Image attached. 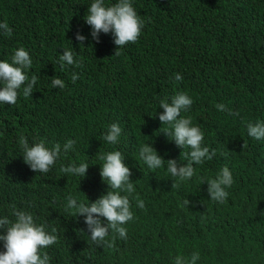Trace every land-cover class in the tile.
<instances>
[{
	"label": "trees",
	"instance_id": "obj_1",
	"mask_svg": "<svg viewBox=\"0 0 264 264\" xmlns=\"http://www.w3.org/2000/svg\"><path fill=\"white\" fill-rule=\"evenodd\" d=\"M93 2L0 0V22L13 30L11 37L0 32V61L11 63L23 47L32 60L26 74L37 77L31 96L24 98L21 88L15 105L0 103V218L14 220L15 205L46 231L55 227L57 243L41 250L50 264H174L176 256L194 252L197 264H264V139L247 134L248 123L264 122V0H130L144 26L119 55L111 33H100L99 42L91 36L85 17ZM116 2L104 0L105 6ZM77 32L86 38L83 45ZM64 50L82 67L61 69ZM53 77L65 87L53 88ZM180 92L193 100L181 117L191 118L204 134L202 146L216 151L212 160L193 165L185 181L167 173V161L187 164L190 149L178 148L158 118L160 101L171 103ZM219 103L239 115L218 111ZM113 123L122 129L115 145L103 139ZM21 136L30 145H61L48 173L24 162ZM69 139L76 143L65 154ZM145 144L164 159L162 167L149 169L140 159ZM113 151L132 173L133 220L123 225L126 240L110 230L96 246L85 218L65 206L70 195L88 204L112 190L100 175L99 155ZM82 163L89 165L84 177L60 172ZM225 166L234 182L220 204L210 200L206 181Z\"/></svg>",
	"mask_w": 264,
	"mask_h": 264
},
{
	"label": "clouds",
	"instance_id": "obj_2",
	"mask_svg": "<svg viewBox=\"0 0 264 264\" xmlns=\"http://www.w3.org/2000/svg\"><path fill=\"white\" fill-rule=\"evenodd\" d=\"M88 15L85 17V23L91 27V36L99 42L100 33H111L113 42L117 47L115 55H119L118 49L128 43H136L144 26V21L138 16L130 0H118L111 6H105L104 0H94L88 7ZM0 32L6 37L13 34L12 28L6 22H0ZM85 36L77 32L76 40L83 45ZM58 63L61 69L65 66L75 65L82 67V62L74 59V54L70 50H64L59 56ZM32 66V60L29 53L23 48L15 50L11 57V63L0 61V103L15 105L18 99L19 90L22 88L24 98L31 96L33 87L37 83V77L33 75L29 79L26 70ZM176 81H181L182 76L174 74ZM78 75L73 73L72 82L75 83ZM53 88L63 89L64 81L53 77L51 81ZM193 104V100L187 93L180 92L176 94L171 103L165 100L160 101L159 108L163 112L158 118L162 125H168L163 132L171 141L175 142L178 148H189L190 152L185 154L187 164H178L176 160L167 161V173L179 181L190 179L194 175L193 165H203L205 161H210L216 155V151L209 150L202 146L204 134L197 126H192L191 118L181 117V112H188ZM218 111L227 112L228 115H239L233 113L223 103L215 106ZM121 127L113 123L109 126L107 133L103 136L105 142L117 144L121 135ZM248 136L261 140L264 139V122L247 124ZM75 141L69 139L63 145V152L67 154L74 150ZM20 148L24 162L34 172L48 173L54 166L61 154V145L55 144L51 149L45 146L43 141L29 144L28 140L20 137ZM140 159L149 169H157L163 166L164 159L160 157L151 145H142L139 150ZM99 159L104 161L101 166L100 175L110 186L111 191L102 195L94 203H77V200L71 195L67 198L68 203L65 210L75 209L77 215L83 216L84 223L87 226L89 237L96 246H103L109 231L118 235L119 238L127 239V229L123 226L133 220V213L130 211V200L128 198L134 191V185L130 180L132 175L129 167L123 161L124 157L120 151L108 152L99 155ZM89 165L82 163L79 166L75 164L67 167L61 166L60 172L74 176L84 177ZM210 200L224 204L229 196L227 188L233 184V176L227 166L223 167L215 179L206 181ZM178 183H173L172 188L178 187ZM125 192L128 195H121ZM190 202L184 201L185 205ZM137 206L144 208V202L137 198ZM10 219L8 216L0 218V229L6 231V234H0V241H3V247L6 251L0 252V264H50V256L42 249L57 243V229L53 227L51 232L46 231V226L37 224L34 216L24 210H18L15 205H11ZM101 218H104L102 220ZM116 237L113 236V240ZM108 246H111L109 243ZM200 259L198 252L192 253L190 258L176 256L174 264H197Z\"/></svg>",
	"mask_w": 264,
	"mask_h": 264
}]
</instances>
